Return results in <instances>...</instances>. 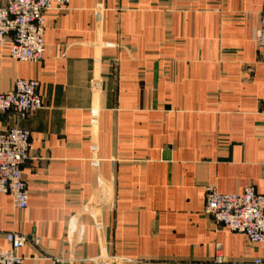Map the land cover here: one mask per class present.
<instances>
[{"label": "crops", "instance_id": "0c3cea01", "mask_svg": "<svg viewBox=\"0 0 264 264\" xmlns=\"http://www.w3.org/2000/svg\"><path fill=\"white\" fill-rule=\"evenodd\" d=\"M261 0H70L43 60L0 48V93L36 79L43 107L0 113L31 135L24 210L0 194L23 264H246L264 244L216 229L205 189L264 193Z\"/></svg>", "mask_w": 264, "mask_h": 264}, {"label": "built area", "instance_id": "2783aa9c", "mask_svg": "<svg viewBox=\"0 0 264 264\" xmlns=\"http://www.w3.org/2000/svg\"><path fill=\"white\" fill-rule=\"evenodd\" d=\"M70 0H0V48L7 47L8 58L17 62L40 63L44 58L43 39L46 13L54 6L63 7ZM253 41L264 51V0H261L259 25ZM39 81L17 78L11 90L0 93V113H12L25 119L43 107L38 94ZM264 116V102L261 105ZM30 132L14 124L0 131V194L11 197L13 207L24 210L28 192L22 176L23 165L30 159ZM203 214L216 229L239 233L251 243L264 244V193L249 186L240 193H219L214 187L205 189ZM8 249L0 247V264H23L18 254L30 239L13 231L4 233ZM53 259L51 264H59ZM246 264H264L255 259Z\"/></svg>", "mask_w": 264, "mask_h": 264}]
</instances>
